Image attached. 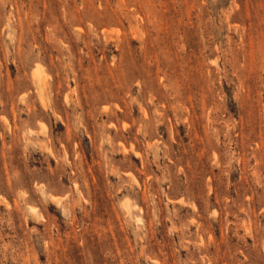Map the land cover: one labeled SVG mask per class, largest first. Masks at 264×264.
I'll return each instance as SVG.
<instances>
[{
    "label": "rangeland",
    "instance_id": "rangeland-1",
    "mask_svg": "<svg viewBox=\"0 0 264 264\" xmlns=\"http://www.w3.org/2000/svg\"><path fill=\"white\" fill-rule=\"evenodd\" d=\"M0 264H264V0H0Z\"/></svg>",
    "mask_w": 264,
    "mask_h": 264
},
{
    "label": "bare ground",
    "instance_id": "bare-ground-1",
    "mask_svg": "<svg viewBox=\"0 0 264 264\" xmlns=\"http://www.w3.org/2000/svg\"><path fill=\"white\" fill-rule=\"evenodd\" d=\"M38 69H39V68H38ZM38 69H37V70H38ZM37 70H36V71H37ZM37 72H38V71H37ZM40 75H41V74H40ZM39 87H40V86H39ZM40 89H41V88H40ZM42 98H43V97H42Z\"/></svg>",
    "mask_w": 264,
    "mask_h": 264
}]
</instances>
